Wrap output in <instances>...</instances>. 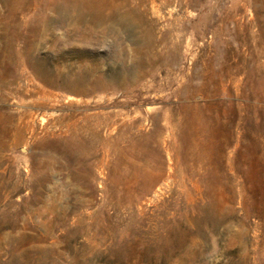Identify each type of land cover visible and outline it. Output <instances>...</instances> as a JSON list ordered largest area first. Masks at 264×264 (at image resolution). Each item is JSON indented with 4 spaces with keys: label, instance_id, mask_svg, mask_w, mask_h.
<instances>
[{
    "label": "rangeland",
    "instance_id": "374dc122",
    "mask_svg": "<svg viewBox=\"0 0 264 264\" xmlns=\"http://www.w3.org/2000/svg\"><path fill=\"white\" fill-rule=\"evenodd\" d=\"M0 264H264V0H0Z\"/></svg>",
    "mask_w": 264,
    "mask_h": 264
}]
</instances>
